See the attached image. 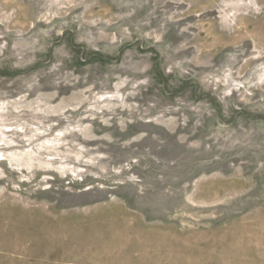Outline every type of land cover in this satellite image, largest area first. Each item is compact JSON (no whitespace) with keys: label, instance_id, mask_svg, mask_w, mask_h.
Returning <instances> with one entry per match:
<instances>
[{"label":"rangeland","instance_id":"1","mask_svg":"<svg viewBox=\"0 0 264 264\" xmlns=\"http://www.w3.org/2000/svg\"><path fill=\"white\" fill-rule=\"evenodd\" d=\"M0 264H264V0H0Z\"/></svg>","mask_w":264,"mask_h":264}]
</instances>
